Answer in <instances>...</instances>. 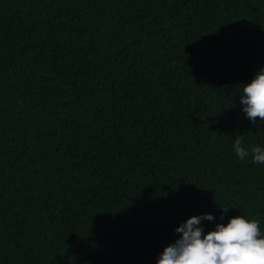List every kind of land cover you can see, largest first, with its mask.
<instances>
[{"label": "trees", "instance_id": "trees-1", "mask_svg": "<svg viewBox=\"0 0 264 264\" xmlns=\"http://www.w3.org/2000/svg\"><path fill=\"white\" fill-rule=\"evenodd\" d=\"M262 66L264 0H0V264H156L205 213L264 232L232 147H264Z\"/></svg>", "mask_w": 264, "mask_h": 264}, {"label": "clouds", "instance_id": "clouds-1", "mask_svg": "<svg viewBox=\"0 0 264 264\" xmlns=\"http://www.w3.org/2000/svg\"><path fill=\"white\" fill-rule=\"evenodd\" d=\"M241 110L255 123L264 121V66L255 71L250 81L239 85ZM237 157L247 162L264 164V147L243 146L242 136L232 145ZM221 219L229 207L220 208ZM211 214L187 218L174 229L179 234L174 242L163 248L156 264H264V232L256 219L237 215L225 223H216L214 230L205 232L203 221H213Z\"/></svg>", "mask_w": 264, "mask_h": 264}]
</instances>
